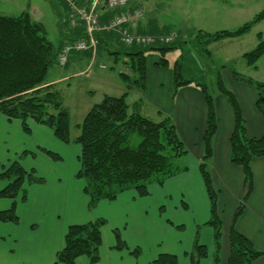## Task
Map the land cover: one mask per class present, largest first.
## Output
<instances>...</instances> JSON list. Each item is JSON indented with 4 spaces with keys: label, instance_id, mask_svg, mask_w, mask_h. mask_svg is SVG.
I'll use <instances>...</instances> for the list:
<instances>
[{
    "label": "crops",
    "instance_id": "1",
    "mask_svg": "<svg viewBox=\"0 0 264 264\" xmlns=\"http://www.w3.org/2000/svg\"><path fill=\"white\" fill-rule=\"evenodd\" d=\"M73 1L72 8L64 0H58L60 9L56 12L61 46L56 51L57 58L53 65L63 71L81 72L89 64L108 59L107 56L113 57L112 65L106 69L112 73L117 70L121 82H117L111 74L105 76L111 77L112 81L105 76L101 81L108 86H114L118 94L136 93L139 100L133 107L142 117L154 123L169 118L186 150V154L177 159L185 160V163L182 169L176 167L175 175L166 179L161 186L150 185L147 197L139 198L135 191L128 190L119 194L113 201L101 200L93 207H89V199L84 194L85 182L76 177L80 169L78 163L80 148H76L72 153L73 165L66 164L62 155L66 146L72 145L74 139L70 138L72 142L64 144L54 137L50 128L36 124L32 120L26 122L29 129V133H26L20 120L9 121L0 115V173L1 169H5L16 160L25 171H33L34 177L42 180L40 183L24 184L25 200L21 201V196L16 199L18 222L0 224V264H59L56 263V256L64 247L67 229L98 219L104 220L105 225L100 230V260L96 264H150L160 254L178 257V264H191L187 253L192 251L196 236L199 245L207 250V257L198 264H213L215 255L213 230L207 225L210 207L199 173L208 109L202 91L195 84L205 86L214 107L216 133L211 140L212 157L206 167L216 193L217 213L221 222L219 264H226L229 255L228 237L233 218L247 193L242 170L229 161V138L235 127V116L228 97L220 92L217 80L210 83L209 88L205 83L191 81L189 85L175 89V71L168 67H160V57L151 56L149 52L145 54L143 87L127 86L130 83L129 79L137 78L138 74L130 68L131 62L127 56L124 55V58L122 54L114 53L120 46L119 41H116L117 33H103V38L99 39L98 36L99 45L95 50L72 52L67 60L69 62L66 61L60 66L58 56L61 49L84 33L83 24L76 28L68 26V16L72 12L75 13V9H88L94 0ZM106 1L98 0L95 5L102 24L112 15L105 8ZM139 9L140 7L133 6V3L130 4L129 0L123 10L131 15L130 22L126 25L128 32L134 36L159 34L166 36L173 33L176 34L177 41L180 39V33L177 35L176 29L170 27H163L161 30L157 28L150 30L147 27L148 30H141V21L138 20L141 13ZM30 17L32 18L31 15ZM136 22L138 23L134 26ZM129 23H132V26ZM238 38L224 39L220 42ZM101 66L102 64L99 69L105 70V67ZM251 70V67L246 66L245 71L249 75L242 71H223L219 77L224 91L234 99L240 110L246 137L258 139L264 135V120L255 106L257 90L253 84L235 80L233 77V72H236L244 79L261 83L262 81L254 79ZM121 75L130 78L126 80ZM67 78L68 75L65 73L60 79L51 81L46 79L45 86H50L53 91L57 81ZM106 96L112 97L104 95ZM42 150L57 155L58 159H52L42 153ZM250 168L251 193L235 221L234 229L257 251L264 252V157L254 159ZM6 185V181L0 180V191ZM191 189H194V192H191ZM172 191L180 192L177 200L171 201L168 209L165 207V214L168 210V216H164L161 211L164 205L161 203L172 199ZM11 203L9 199H0V212L8 210ZM115 231L119 232L127 249L115 248ZM161 234L166 243L163 247L159 243ZM134 250H139L137 256L131 254ZM76 264L90 263L86 257H80ZM252 264H264V258L256 259Z\"/></svg>",
    "mask_w": 264,
    "mask_h": 264
},
{
    "label": "trees",
    "instance_id": "2",
    "mask_svg": "<svg viewBox=\"0 0 264 264\" xmlns=\"http://www.w3.org/2000/svg\"><path fill=\"white\" fill-rule=\"evenodd\" d=\"M263 21L264 8L251 22L233 32L198 34L196 38L205 39L203 42L207 45L224 39L242 37L249 33L254 25ZM102 34L99 35V39L103 38ZM174 35L175 38L169 45L148 48H125L120 45L114 50V53L127 56L131 62L130 68L138 74L137 78L129 79L130 83L127 86L143 87L145 54L149 51H158L160 67H167L165 53L178 45L177 36ZM258 39L255 49L244 55L246 66L251 68H255L258 60L264 56V40L260 35ZM56 58V51L46 36L44 26L33 21L28 13H22L17 17L0 16V115L9 121L20 120L22 129L26 133L29 132L27 120L45 125L52 130L57 140L69 144L72 140L69 136L68 114L61 108L51 87L45 86L48 69L56 62ZM121 76L126 80L130 78L126 75ZM233 77L235 80L254 85L258 96L255 106L264 120V83L244 79L236 72H233ZM179 78V74L176 73L175 89L191 83L181 82ZM216 80L220 92L228 97L235 116V127L229 138V161L242 170L247 190L244 202L240 204L234 215L229 232V255L226 264H252L256 259L264 258V252L257 251L246 238L238 234L234 224L251 193V163L256 158L264 157V135L258 139L246 137L238 106L224 91L219 75ZM195 86L202 91L208 109L199 173L210 207V219L207 225L213 230L215 247L213 264H219L221 222L217 213L216 193L206 167L212 157L211 140L216 133V120L212 99L205 86L201 84ZM125 96L126 94L120 97L106 96L101 103L92 107L78 126L79 133L73 141L80 147L78 156L80 169L76 177L85 182L84 194L89 199V207H93L101 200L113 201L119 194L128 190L135 191L139 198L147 197V185L154 181L161 186L166 179L175 175L172 160L186 154L176 128L169 118L154 123L142 117L134 109L135 106L129 112ZM50 109L54 113H50ZM131 134H137L140 138L135 148L128 145ZM42 153L52 159H58L57 155L51 152L42 150ZM0 180L7 182L0 191V199L12 201L8 210L0 212V224L17 223L16 199L21 196V201L25 200L24 184L40 183L42 180L34 177L33 171H25L18 161L10 163L9 167L0 173ZM104 225L105 221L98 219L87 224L70 226L64 238V247L57 253L56 263L76 264L80 257H86L90 264L98 263L101 246L100 230ZM114 235L115 248L127 249L119 232L115 231ZM131 254L137 256L139 250H134ZM189 257L191 264H198L207 257V250L199 245L197 236ZM150 264H178V260L173 255L160 254Z\"/></svg>",
    "mask_w": 264,
    "mask_h": 264
},
{
    "label": "rangeland",
    "instance_id": "3",
    "mask_svg": "<svg viewBox=\"0 0 264 264\" xmlns=\"http://www.w3.org/2000/svg\"><path fill=\"white\" fill-rule=\"evenodd\" d=\"M132 3L133 6L140 7L141 15L139 14L138 20L141 21V30H148L147 27L150 30L170 27L176 29L177 35L180 33L178 45H175L174 49L166 51L164 56L167 67L179 74V81L205 83L209 88L210 83H213L217 79V75L223 71H242L249 75L245 71L244 55L255 49L259 42V35L264 40V21L254 25L249 33L233 41H219L209 43L206 46L203 42L205 39H198L196 36L198 34L233 32L241 28L251 22L263 10L264 0H130V4ZM59 9L58 0H0V16L17 17L22 13H28L32 16L33 21L36 20L44 26L46 36L52 43L54 51H57L61 46L58 14L56 12ZM129 25L132 26V23ZM115 35L117 36L116 41H119L120 35ZM129 35L134 36L130 31ZM149 55L160 57V53L156 50L149 51ZM107 57L109 58L98 60L95 64H89L81 72L70 69V71H63L56 65H52L48 70V81L60 79L65 73L68 75L66 80L55 83L53 93L57 96L61 108L68 114L69 136L72 140L77 137L78 126L81 125L86 114L92 107L101 103L104 95L112 97L122 95L118 94L119 92L114 86H108L101 81L103 76L111 74L117 82H121L117 70L112 73L106 69L112 65L113 61V57ZM100 64L105 67V70L99 69ZM251 69L254 79L264 83V56L258 60L255 68ZM105 77L112 81L111 77ZM138 100L136 93L128 92V95L125 96V103L129 112L132 111ZM49 112L54 113L52 109ZM139 142L140 138L137 134L129 136V147L135 148ZM73 144L75 143L69 147L66 146L64 152L60 150L65 158L64 162L69 166L70 163L73 165L72 162L74 161L72 153L76 148H80ZM184 163L185 160L174 159L172 160V167L174 170L176 167L182 169ZM9 165L7 166L9 167ZM5 169H1V172ZM152 184H156V182L149 183L147 191ZM179 192L172 191V199L161 203L164 205L161 208L162 215L168 216V210L165 214V207L168 209L170 202L177 200ZM191 192H194V189H191ZM159 243L161 247L166 244L162 234ZM190 252L187 253L188 260H190Z\"/></svg>",
    "mask_w": 264,
    "mask_h": 264
},
{
    "label": "built area",
    "instance_id": "4",
    "mask_svg": "<svg viewBox=\"0 0 264 264\" xmlns=\"http://www.w3.org/2000/svg\"><path fill=\"white\" fill-rule=\"evenodd\" d=\"M70 7H74L73 0H64ZM94 0L88 9H75L68 16V26L72 28L84 25L83 36L64 46L58 56V63L63 66L72 52H85L95 50L99 45V34L117 32L120 35L119 42L125 48L140 47L148 48L156 45H169L173 42L175 35L172 33L167 37H157L152 35H135L130 36L126 24L130 21L131 15L126 14L123 10L129 0H107V12L112 14L110 19L102 24L96 12V3ZM138 13H135L137 16ZM104 68V66H101Z\"/></svg>",
    "mask_w": 264,
    "mask_h": 264
}]
</instances>
